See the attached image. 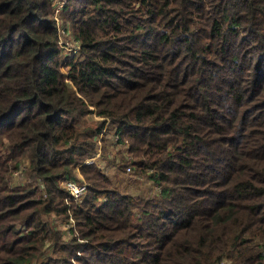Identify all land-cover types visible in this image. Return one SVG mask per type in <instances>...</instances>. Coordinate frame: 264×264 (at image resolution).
<instances>
[{
  "label": "trees",
  "instance_id": "obj_1",
  "mask_svg": "<svg viewBox=\"0 0 264 264\" xmlns=\"http://www.w3.org/2000/svg\"><path fill=\"white\" fill-rule=\"evenodd\" d=\"M63 12L68 58L53 0H0V264H264V0ZM108 122L152 196L88 160ZM80 176L79 202L63 182Z\"/></svg>",
  "mask_w": 264,
  "mask_h": 264
},
{
  "label": "rangeland",
  "instance_id": "obj_2",
  "mask_svg": "<svg viewBox=\"0 0 264 264\" xmlns=\"http://www.w3.org/2000/svg\"><path fill=\"white\" fill-rule=\"evenodd\" d=\"M60 1H63V9L61 10V12H60V14H59V16H58V19H59V22H60V24L62 25H64L67 29H68V31L69 32H66L64 35H63V38H64V40L65 41H63L61 44H60V46H61V48H62V53H63V58L65 57V58H68V56L69 55H72V54H77L78 52H79V50H80V48H76V46L79 44V42L73 37V34L71 33V24L65 19V14H64V12H63V10H64V6H65V2H66V0H55V2H60ZM72 50V51H71ZM73 50H75V51H73ZM95 118H98V116L97 115H95V114H92V115H89L88 117H87V120L89 121L90 119H95ZM82 124H84V121H82L81 123H79V125L81 126ZM108 125H110V127L108 126ZM108 128H110L109 129V135L110 136H108V139H110L112 142H113V140L115 139V135H114V125L112 124H110V122H108L107 123V129ZM104 134H105V131L104 132H102L99 136H98V138H96L98 141H100V139L104 136ZM100 143H102L101 141H100ZM115 144V143H114ZM114 144H112V145H109V143H108V146L106 147V149L108 150V151H110V152H112V153H115V146H114ZM115 145H117V144H115ZM119 145H121V144H119ZM118 146V145H117ZM121 152L119 153V155H118V163L117 164H114L113 163V166L116 168V169H118L119 168V166H124V167H126V156H125V151H124V148L122 147V146H118L117 147ZM102 146H101V144H99V154L97 155V156H95V157H93V158H91V159H88L89 161L90 160H95V161H97V160H99V159H97L98 157L99 158H101L102 159ZM104 160H105V158H104ZM105 161H108V159H106ZM99 162V161H98ZM100 163V162H99ZM101 166H102V168H103V170L105 171V172H107V165H109V161H108V163L107 164H105L104 165V162L103 163H101L100 164ZM28 166H29V161H28V159L27 158H25V159H22L21 160V164L19 165V168H15V169H13L12 170V172H11V174L9 175V177L5 180V183H6V185H8V186H10L11 188H13V187H15V186H19V185H22V184H25L26 183V181H27V176H25V170L28 168ZM124 178H125V181H126V179H127V184H130L131 186H133V187H137L136 188V190H140L141 188L140 187H138L139 185V183H138V179L139 180H141V184H142V186L143 187H146V186H150V188H154V192H155V190H156V185H155V183H154V180L153 179H151L150 181H151V183H149V181H148V178L146 177V175L145 174H140V173H138L137 171H132V172H128V171H124ZM110 176V175H109ZM81 178L80 179H83L82 178V176H80ZM84 180V179H83ZM88 183V182H87ZM41 186H42V184H41ZM55 220V219H54ZM73 221V220H72ZM68 221H62V222H57V226L59 227V228H61V229H66V228H68ZM66 232V231H65ZM69 234L70 233H64V235L66 236V237H68L69 236Z\"/></svg>",
  "mask_w": 264,
  "mask_h": 264
},
{
  "label": "crops",
  "instance_id": "obj_3",
  "mask_svg": "<svg viewBox=\"0 0 264 264\" xmlns=\"http://www.w3.org/2000/svg\"><path fill=\"white\" fill-rule=\"evenodd\" d=\"M108 126L110 127V125H108ZM109 129L110 128H108L106 130V132H105V134L103 136V140H101V142H102L101 146H102V149H103L102 150V159L98 157L97 159H99V160H97V162L99 161L100 164L104 162V165H105L109 161V165H107V173H108V175H110V178L112 179L113 183L116 186H118L120 189H122V190H124L126 192H129L131 194L140 195V196H143V197L152 196L154 194V188L153 187L152 188H150V186L143 187L142 184H141V180L138 179V183H139L138 187H140L141 189L140 190H136L137 187L135 188V187L131 186L130 184H127L128 183L127 179L125 181L124 174H123L125 168H124V170H122V168L124 166H122V168H121V166H119L118 169H116L113 166V163L114 164L118 163V155L121 152L117 147L118 146H122V145L117 144L118 145L117 146V145H115L116 143L114 144V140L112 142L110 139H108V136H110L109 135ZM108 143H109V145L114 144V146L116 148L114 150L115 153H112V152H110V151H108L106 149V147L108 146ZM124 151H125V148H124ZM104 158H105V160L108 159V161H105ZM146 177L148 178L149 183H151V181H150L151 178L149 176H147V175H146Z\"/></svg>",
  "mask_w": 264,
  "mask_h": 264
},
{
  "label": "built area",
  "instance_id": "obj_4",
  "mask_svg": "<svg viewBox=\"0 0 264 264\" xmlns=\"http://www.w3.org/2000/svg\"><path fill=\"white\" fill-rule=\"evenodd\" d=\"M53 4H54V15L56 17V19L58 20V25L59 27V36H60V40H59V44H61L64 40L63 35L66 32H69L68 29L64 26L61 25L58 19V16L61 12V10L63 9V1L60 2H55V0H53ZM76 48H79V44L76 46ZM72 51V50H71ZM75 51V50H73ZM127 171L128 172H132V168L131 166H127ZM64 186L69 190L70 195L72 197H74L76 200H78L79 202L82 201L85 197V194L87 192V189L89 188V184L83 180H73V179H68L66 181L63 182ZM42 188L44 187V185L42 184L41 186ZM73 225V221H69L68 223V228H66V232L65 233H70V227Z\"/></svg>",
  "mask_w": 264,
  "mask_h": 264
}]
</instances>
